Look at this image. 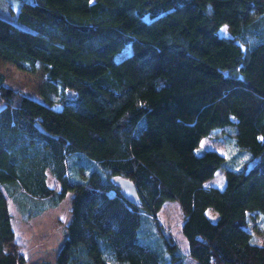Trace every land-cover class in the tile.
<instances>
[{
  "label": "trees",
  "instance_id": "1",
  "mask_svg": "<svg viewBox=\"0 0 264 264\" xmlns=\"http://www.w3.org/2000/svg\"><path fill=\"white\" fill-rule=\"evenodd\" d=\"M6 1L28 29L0 16V60L40 69L60 107L0 72V264L26 263L8 198L34 217L68 191L53 264H183L156 217L167 200L181 208L196 264H264L251 231L264 218V0ZM224 24L230 37L218 33ZM214 129L249 153L223 188L203 183L224 157L195 153ZM116 177L134 183L138 203ZM151 220L159 236L143 241Z\"/></svg>",
  "mask_w": 264,
  "mask_h": 264
},
{
  "label": "rangeland",
  "instance_id": "2",
  "mask_svg": "<svg viewBox=\"0 0 264 264\" xmlns=\"http://www.w3.org/2000/svg\"><path fill=\"white\" fill-rule=\"evenodd\" d=\"M10 6H12L10 2L0 0V16L28 29L27 26L20 24L15 16L10 14ZM13 6L16 9L17 4ZM218 33L223 37L231 36V32L226 24L219 28ZM127 53L128 50L126 49L117 58L120 59ZM0 72L5 77L6 85L43 103L48 98L53 102L54 108L60 107L58 104V91L47 89L44 75L40 69L33 73L23 72L16 69L12 64L0 60ZM67 94L72 95L71 92ZM208 149L215 150L222 155L224 163L215 171L212 177L205 180L203 185L205 187L223 188L226 181V171L241 169L247 161L249 153L237 146L232 135L220 129H214L211 133L204 136L197 148H195V153L201 154ZM47 182L49 186L59 189L58 182L50 173H48ZM71 195L72 192L68 191L58 206L47 209L34 217L22 215L13 201L8 198L9 210L12 215V228L15 232L16 241L21 244V253L25 256V264L55 263L56 255L65 239L64 226L70 218ZM206 215L212 220H216L218 217V213L211 208L206 210ZM156 217L162 224L165 235L171 236L177 243L178 248L184 256V264H196V260L188 255L187 240L181 231L183 214L178 202L165 201L156 213ZM251 225L254 240L258 244L264 245V218L256 214L252 218ZM152 228V220L144 221L140 232L143 241L153 236H159Z\"/></svg>",
  "mask_w": 264,
  "mask_h": 264
},
{
  "label": "water",
  "instance_id": "3",
  "mask_svg": "<svg viewBox=\"0 0 264 264\" xmlns=\"http://www.w3.org/2000/svg\"><path fill=\"white\" fill-rule=\"evenodd\" d=\"M114 183L119 187L121 195L132 203H138L139 197L134 183L128 178L116 177Z\"/></svg>",
  "mask_w": 264,
  "mask_h": 264
},
{
  "label": "crops",
  "instance_id": "4",
  "mask_svg": "<svg viewBox=\"0 0 264 264\" xmlns=\"http://www.w3.org/2000/svg\"><path fill=\"white\" fill-rule=\"evenodd\" d=\"M65 236H66V234H65ZM183 264H184V261H183Z\"/></svg>",
  "mask_w": 264,
  "mask_h": 264
}]
</instances>
